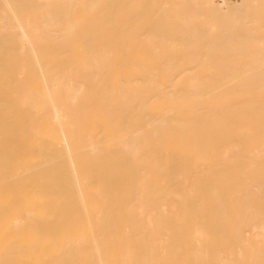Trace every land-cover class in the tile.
<instances>
[{"label": "bare ground", "instance_id": "bare-ground-1", "mask_svg": "<svg viewBox=\"0 0 264 264\" xmlns=\"http://www.w3.org/2000/svg\"><path fill=\"white\" fill-rule=\"evenodd\" d=\"M0 264H264V0H0Z\"/></svg>", "mask_w": 264, "mask_h": 264}]
</instances>
